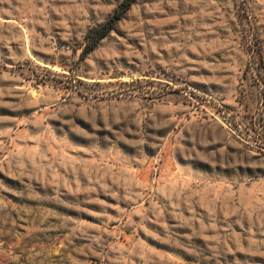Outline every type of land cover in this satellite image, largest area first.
<instances>
[{"label": "rangeland", "instance_id": "rangeland-1", "mask_svg": "<svg viewBox=\"0 0 264 264\" xmlns=\"http://www.w3.org/2000/svg\"><path fill=\"white\" fill-rule=\"evenodd\" d=\"M0 0V264H264V0Z\"/></svg>", "mask_w": 264, "mask_h": 264}, {"label": "trees", "instance_id": "trees-1", "mask_svg": "<svg viewBox=\"0 0 264 264\" xmlns=\"http://www.w3.org/2000/svg\"><path fill=\"white\" fill-rule=\"evenodd\" d=\"M134 2L135 0H122L101 26L96 27L87 33L86 40L88 44L81 55V59L97 48L99 42L108 36L116 24L129 11Z\"/></svg>", "mask_w": 264, "mask_h": 264}]
</instances>
